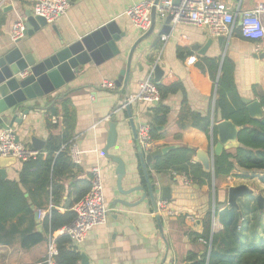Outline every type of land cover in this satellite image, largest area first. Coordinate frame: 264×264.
I'll return each mask as SVG.
<instances>
[{
  "label": "crops",
  "instance_id": "obj_1",
  "mask_svg": "<svg viewBox=\"0 0 264 264\" xmlns=\"http://www.w3.org/2000/svg\"><path fill=\"white\" fill-rule=\"evenodd\" d=\"M33 1L14 0L0 5V46L12 44L9 39L11 25L17 19H25L24 14L26 11L31 12ZM144 1L155 0H70V7L65 15L32 37H24L19 43L35 61H41L59 49L60 41L71 43L111 21L116 22L121 32L126 34L117 64L109 62L98 67L85 66L76 79L60 91L29 103L31 108L28 115L22 117V126L15 125L13 128L19 141L29 149L33 150L30 141L33 137L43 141L45 147L48 136L58 134V129L48 131L45 126L47 102L63 94L72 104L76 117L74 140L81 151L78 180L89 177L90 181L91 169L98 167L104 184L105 203L109 209L107 222L92 227L76 248L80 254V264L81 255L87 258L88 264H186L188 254L200 256L204 252L206 243L195 236L203 233L204 223L209 216L212 217L213 198L219 204H224L219 206L220 213L228 207L226 203L228 188L242 184L239 178L215 179L211 175L210 186L204 184L199 187L191 183L185 185L181 176L172 173H152L151 186L155 200L166 201L172 215L161 216L154 213L148 189L142 185L138 174L137 143L133 138L127 114L120 111L113 115L121 103L120 99L136 93L138 82L145 78L147 73L153 70L154 79V68L157 66L159 73L162 72L159 85L168 86L180 82L183 84L185 95L181 93L169 95L163 101L169 110L166 124L162 130H158L163 134V138L154 140L152 150L144 153V156L171 146L188 147L195 152L208 154L210 141L203 133L193 128L181 130L179 126L183 98L192 111L201 115L209 114L211 120L215 117V97L211 93L213 83L195 68L194 63L198 57H218L220 63L228 57L235 65L234 83L239 97L258 100V95H264V58H259L264 49L257 51L260 42L245 40L239 36L237 25L239 16L232 33L223 37L225 38L223 46L218 47L214 44L208 48L204 56H199L191 47L194 45L202 47L206 43L209 36L205 30L196 29L186 23L172 25L170 34L165 35L167 41L159 40L157 43L155 36L161 30L163 20L156 19L151 35L135 50L130 78L122 96L118 88L116 91L100 88L103 81H115L118 72L125 67L132 45L148 33L141 34L134 29L125 16L128 8ZM224 1L231 6L236 15H239L241 12L254 9L264 0ZM2 7L4 8L1 9ZM176 47L188 50L191 56L183 61L177 59ZM191 58L194 59L189 62ZM253 88L256 96L253 94ZM152 106L154 105L143 102L132 108V114H139V117L134 116L135 122L148 124ZM216 122L220 121L217 119ZM216 122L213 121V124H217ZM111 123L116 126L117 139L115 146L107 153L121 159L125 166L122 190L140 189L128 196H121L118 193L116 165L102 152L106 146ZM231 149L233 147L225 151ZM20 168V162H16L5 170L3 179L17 182ZM70 182L72 180L65 182V187ZM249 187L257 193L256 188ZM166 188L169 189V199L162 198ZM258 188L260 191L262 187L258 185ZM78 191L71 188L62 194L56 207L59 213L66 211ZM116 200H123L133 206H122L116 203ZM253 203L254 199L250 200V208ZM51 209L50 200L47 202L43 200L33 215L25 217L19 214L0 229V264H42L49 236L56 239L62 235L61 229L49 233L45 228L44 219L49 216ZM211 227L212 233L222 229L215 215ZM37 234L44 237L42 243L28 248L22 247L26 237Z\"/></svg>",
  "mask_w": 264,
  "mask_h": 264
},
{
  "label": "trees",
  "instance_id": "obj_2",
  "mask_svg": "<svg viewBox=\"0 0 264 264\" xmlns=\"http://www.w3.org/2000/svg\"><path fill=\"white\" fill-rule=\"evenodd\" d=\"M240 36V32L238 30ZM191 53L181 47H176L177 59L183 61ZM195 68L209 78L213 83L211 93L214 100L213 121H231L240 128L238 133V146L231 151H223L214 157L213 177L218 178H248L258 179L264 184V125L249 118L245 105L237 94L234 83L235 65L231 59L225 57L220 63V58L198 57L194 63ZM219 73V74H218ZM217 76L218 80H217ZM159 100L152 106V113L148 123L153 140L163 138V134L156 128L166 124L169 113L163 101L177 93L185 95L183 84L172 83L168 86H156ZM256 96L255 88L252 89ZM211 96V95H210ZM260 106L264 109V95H258ZM58 117L59 123L52 124L51 118ZM45 126L48 131L57 130L58 134H50L43 151L36 157L21 162L18 181L5 180L0 175V229L11 219L19 214L33 215L40 208V202L48 199L52 204L49 216L44 219V225L49 233H54L69 226L74 220L71 208L82 199L90 190L88 179H79V166L72 163L68 154L70 142L75 134V111L69 99L63 94L53 98L46 104ZM217 123V122H216ZM181 130L193 128L203 133L209 139L211 129L210 115H201L187 107L186 99L182 101V112L179 118ZM214 142L216 132L214 131ZM195 150L188 147H177L164 156L154 159L145 168L151 184L152 173H172L185 177L191 184L210 186L211 174L205 172L200 163L194 161ZM138 174L142 185L146 188L144 169L140 163V154H137ZM72 180L67 187L64 183ZM71 188L79 190L75 194L69 207L64 213H59L56 207L62 194ZM68 198L70 193L67 194ZM220 205L216 200L213 204V213L218 218L222 229L212 233L211 217L203 225V233L195 236L203 240L206 245L204 252L188 254L186 264H264V238L259 233L260 216L262 211L258 207L250 210V200L239 204V211L234 208H225L220 213ZM252 216V217H251ZM24 217V218H25ZM23 218V217H22ZM44 241L42 235L28 236L23 240L22 247L28 248ZM66 235L55 239L57 247V264H80V254L71 248ZM210 246V247H209Z\"/></svg>",
  "mask_w": 264,
  "mask_h": 264
},
{
  "label": "water",
  "instance_id": "obj_3",
  "mask_svg": "<svg viewBox=\"0 0 264 264\" xmlns=\"http://www.w3.org/2000/svg\"><path fill=\"white\" fill-rule=\"evenodd\" d=\"M158 0L154 1L157 4ZM2 7L1 9H3ZM25 31L24 37H32L35 33L44 29L48 24L40 17L33 16L30 11L25 14ZM155 14L152 13V27L136 41L127 56L125 67L122 68L114 81L115 87L119 89V94L122 96L127 88L128 81L131 74V63L136 48L139 44L148 38L153 31V23L155 22ZM172 18L166 17L163 20L161 30L155 36V42H159L161 36L169 35L172 30ZM240 26V21L237 23ZM126 34L121 32L116 22L111 21L99 29L73 41L71 43H64L60 41V47L51 56L41 60L35 61L30 53H26L25 47L20 46L21 40L12 43L10 46H0V130L7 128L13 130L14 126L21 127L23 124V116L29 113L30 105L38 99L50 96L63 87L73 82L81 69L87 65L101 66L111 62L117 64L121 57L122 43ZM225 38L222 36L216 39L208 38L206 43L199 47L194 45L191 47L192 51L199 56H204L208 48L214 44L222 47ZM264 58V52L260 55ZM223 59V56H222ZM118 61V62H117ZM155 77L154 83L158 86L162 77V72L159 73V68H154ZM26 73L24 77L22 74ZM125 98V97H124ZM123 98V99H124ZM122 101V99H120ZM241 102L245 105V110L249 118L259 124L264 125V109L260 106L258 100H250L242 98ZM156 105V102L152 103ZM125 112L128 117L129 125L131 127L133 138L136 140L137 129L140 124L135 122L132 116L130 107H126ZM163 127H157V130H162ZM214 131L216 132V141L214 142ZM240 128L235 126L231 121H220L213 124L211 120L210 129V149L208 154L201 151L195 152L194 161L200 163L205 172H209L213 177V163L214 157L219 156L223 151L238 146V133ZM16 136V141L19 142V137ZM117 139V131L114 123L109 125L106 146L103 149V154L115 163V174L117 176V190L121 196H128L133 192L139 191V188H131L130 190H122V180L125 177V166L121 159L109 155L107 152L110 148L115 146ZM31 145L33 150L41 152L44 149V142L36 138H31ZM177 147H164L160 150L152 151L148 155H143L139 150L140 163L144 169L146 178L148 194L153 202L154 213L157 214L156 200L153 195V188L147 177L145 168L159 156L166 155L169 151ZM16 161L13 158H0V175L5 176V170ZM163 199H169V189H165ZM168 193V194H167ZM144 198V197H143ZM248 198L254 199V202L259 210L263 208V197L256 195L255 192L246 185H239L237 187H229L227 190V206L239 211V203ZM247 200V199H246ZM125 207H132L133 205L123 200H116ZM159 218V217H158ZM81 264H88L87 258L81 255Z\"/></svg>",
  "mask_w": 264,
  "mask_h": 264
},
{
  "label": "built area",
  "instance_id": "obj_4",
  "mask_svg": "<svg viewBox=\"0 0 264 264\" xmlns=\"http://www.w3.org/2000/svg\"><path fill=\"white\" fill-rule=\"evenodd\" d=\"M14 0H0V5ZM70 7V0H34L31 14L43 18L47 24L54 23L61 16L65 15ZM155 19L164 20L171 17L172 25L186 23L196 29L205 30L210 38L225 37L232 33V28L239 16L240 26L238 30L240 36L245 40L260 42L257 51L264 49V1L256 5L252 10H246L236 15L231 6L224 0H158L157 4L152 1H144L132 5L125 12L134 29L141 34H145L152 24V13ZM25 19H17L11 25L9 39L11 43L24 38ZM161 42H166L167 37L161 36ZM191 58L189 62H192ZM26 73L22 74L24 77ZM100 88L107 91H116L113 81H103ZM159 92L153 82V70L145 78L138 82L136 93L127 95L122 99L119 107L113 112V115L120 111H125L126 107H136L139 103L152 104L158 102ZM133 119L139 117V114H132ZM52 124H58V117L51 118ZM14 130H0V158H13L16 162H24L30 158L36 157L39 153L29 149L20 141H16ZM153 139L150 134V127L147 123L140 124L137 129V149L142 153L152 150ZM68 154L73 164L79 166L81 163V151L73 139L68 147ZM175 175V174H173ZM185 185L190 182L182 177ZM157 214L161 216H170L171 211L168 203L164 200L156 202ZM74 213L72 223L61 229V234L69 239L71 248L78 246L85 239L88 231L95 226L104 225L109 216V209L104 198V184L101 171L94 167L90 171V190L71 208ZM214 223V213L212 212L211 225ZM202 241V240H200ZM204 242V241H203ZM205 243V242H204ZM57 247L54 236H49L47 240L46 254L42 264H57Z\"/></svg>",
  "mask_w": 264,
  "mask_h": 264
},
{
  "label": "rangeland",
  "instance_id": "obj_5",
  "mask_svg": "<svg viewBox=\"0 0 264 264\" xmlns=\"http://www.w3.org/2000/svg\"><path fill=\"white\" fill-rule=\"evenodd\" d=\"M259 175H261V174H256L254 179L240 178L241 182H242L241 185H246L248 187L251 186V187L256 188L257 189V193H255V194L256 195H261L263 197V199H264V184L259 181V179H258ZM258 185H260L262 187L260 191H259ZM213 199L215 201V198H213ZM246 199L249 200L248 198H245L243 201H247ZM254 207H257L255 202L251 206L250 210H253ZM211 208H212V202H211ZM260 211H262L261 215H259L258 213H255V215H256V217L260 216V227L261 228H259V233H260L261 237L264 238V202H263V208Z\"/></svg>",
  "mask_w": 264,
  "mask_h": 264
}]
</instances>
